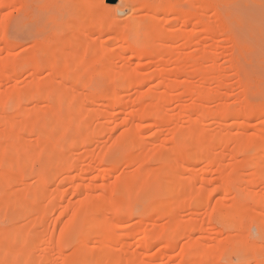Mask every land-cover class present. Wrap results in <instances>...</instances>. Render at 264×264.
Wrapping results in <instances>:
<instances>
[{"label": "rangeland", "instance_id": "1", "mask_svg": "<svg viewBox=\"0 0 264 264\" xmlns=\"http://www.w3.org/2000/svg\"><path fill=\"white\" fill-rule=\"evenodd\" d=\"M13 1L0 0V253L7 248L0 264H264V211L256 209L264 203V0H221L216 13L182 1L180 11L194 14L182 34L204 52L178 39L156 46L140 68L145 82L129 86L116 28L85 39L100 47L86 60L100 61L78 84L28 59L40 45L53 49L51 37L75 22L86 31L75 14L98 20L103 0H30L21 9ZM193 9L207 21L203 35L193 30H200ZM131 10L117 15L126 20ZM179 23L170 21L167 34ZM74 51L53 52L65 62ZM164 53L190 59L187 71L175 76V60L163 65ZM138 62L129 60V69ZM167 187L176 198L164 204ZM26 202L35 213L20 225ZM102 228L112 229L105 238ZM10 247L29 252L28 261L13 260Z\"/></svg>", "mask_w": 264, "mask_h": 264}, {"label": "bare ground", "instance_id": "2", "mask_svg": "<svg viewBox=\"0 0 264 264\" xmlns=\"http://www.w3.org/2000/svg\"><path fill=\"white\" fill-rule=\"evenodd\" d=\"M32 1V0H31ZM153 1V0H152ZM152 1L151 0H117L116 2H112L111 0H103V6L105 7V9H107L106 10V13H105V16H103L102 18H99L98 20H89V19H87V18H85V16H83V15H80L79 13H77V14H75V19H76V21L77 22H80V23H82V24H87L88 26H89V28L86 30V31H81L79 28H78V26H77V24L78 23H76L75 22V25L73 26V28H69V29H62V30H60L59 31V33L57 32V34L56 35H54L53 37H51V40H52V42H53V45L54 46H52V48L53 49H51V47H50V45L49 46H47V45H40V46H38L39 48H38V50L36 49V53H35V56H33V57H29L28 59H30V61H32V67L34 66V68L35 69H37V68H40V67H43V68H48V69H51L52 71H54L55 73H56V75H60V77L62 76V78L63 77H65L64 79H71V80H74V82H75V84L80 80V78H79V75L81 74V73H83L84 71H87V68H93V67H95L94 65L96 64V63H98V61H100V60H98L99 58V56L97 55H95V59L97 58V60L98 61H89V59H87L86 60V57H91V55H93V54H95L97 51H98V49L100 48L99 46H97L96 44H89L88 45V42H87V45H86V41H85V39H87V38H90V36L91 35H93V34H95V33H98L99 35H102V34H106V33H109V32H111L112 30H114L115 28L116 29H118L117 30V33L119 34V36H120V40L122 41V42H125V46H122L123 47V52H124V54H125V57H124V66H123V68H122V72H123V79H124V85L125 86H129V85H133V84H136V83H138V84H143L144 82H145V80H143V78L140 76L141 74H140V68L144 65V64H146V63H148L147 62V60L148 59H150L151 57H153L154 55H155V48H156V46H164V45H166V42H169V41H171L172 40V42H174L173 44H175V42H177V39L179 40V41H183V43H184V45L186 46V47H188L187 45H192L191 43H195V38H194V35H188V36H186V35H183L182 34V31H183V27L180 25V24H182L183 26L184 25H186V23L188 22V25H189V22H191L193 19H192V17L194 16V14L192 15L191 13H192V10H189V11H191V13L189 12V11H187V12H184V11H180V9H179V7H178V5L182 2V1H184V0H174L173 2H169V1H167V0H160L159 2H157V3H152ZM198 1V4L200 5L199 7H201V9H202V11L201 10H199L198 12H204L203 11V9H205V10H208L209 8H207V7H209V6H212V8L214 7V5L217 3V2H221V0H197ZM12 2V1H11ZM29 2H30V0H21L20 2H18L17 0H14L13 1V3H17L18 4V6L20 7V9L21 8H25V7H27V6H29ZM153 2H155V1H153ZM191 2H193V4H196V2H195V0H191L190 1V3ZM200 2V3H199ZM222 2H225V3H227L228 4V6H230L229 4H231L232 6L233 5H241L242 3H244V4H247L248 2L246 1V0H238V1H236V0H226V1H222ZM263 1H261L260 2V4L262 3ZM251 3H252V1H251ZM250 3V5H252ZM254 3H257V1L255 2L254 1ZM253 3V4H254ZM264 3V2H263ZM35 4V3H34ZM93 4L95 5L96 4V2L94 1L93 2ZM136 4H140V6L138 7V8H134V5H136ZM197 4V5H198ZM244 4H242V5H244ZM259 4V3H258ZM78 5V4H77ZM182 5V4H181ZM220 5V4H219ZM219 5H217V6H219ZM241 5V6H242ZM248 5H249V3H248ZM248 5H245V6H248ZM262 5V4H261ZM186 6V5H185ZM257 6H259V5H257ZM262 6H264V5H262ZM31 7V6H30ZM82 7H84L81 3H79V8L81 9ZM125 7H130V8H132V10H131V14L127 17V19L126 20H122V19H120L119 18V16L117 15V13H123L124 12V10H125ZM195 7V6H194ZM182 8H186V7H182ZM192 8V7H191ZM211 8V7H210ZM30 9V8H29ZM78 9V8H77ZM200 9V8H199ZM215 8H213V10H214ZM34 10H36V9H34ZM183 10V9H182ZM187 10V9H186ZM198 10V9H197ZM197 10H194L193 9V11L198 15V13H197ZM34 12V11H33ZM189 12V13H188ZM217 11L216 10H214V12L213 13H216ZM220 12V11H219ZM195 14V18H197L198 19V21H196V20H194V22H196L197 23V27H195V28H200V30H196V29H193L194 31H198V32H200L201 33V30H202V33H206L207 31H208V25H207V21H205L203 18H201V16L203 17V15H202V13L200 14L199 13V15L197 16ZM204 14V13H203ZM74 15V14H73ZM164 17V16H172V19L171 20H166L165 18L166 17H164V18H161V17ZM197 16V17H196ZM74 17V16H73ZM198 17H200L202 20H199V18ZM216 18H218L217 17V14H216ZM165 19V20H164ZM189 19H191V20H189ZM172 20H174V21H172ZM57 21V20H56ZM173 22V25L175 24V21H178V22H181V23H179V26L181 27V29L178 27V25H177V27L179 28V30H178V28H177V30L178 31H176L175 30V32L172 30V32H171V35H169V34H167V30L170 28V27H174L173 25L172 26H170L169 28H168V25H169V22ZM34 22V21H33ZM193 22V21H192ZM191 22V23H192ZM191 23H190V25H191ZM208 24H210V23H208ZM171 25V24H170ZM188 25H186V27L188 26ZM71 26V25H70ZM192 26V25H191ZM222 26V25H221ZM185 26H184V28L185 29H187ZM65 28H66V26H65ZM217 28H219V27H217ZM216 28V29H217ZM59 29V28H58ZM145 30L144 31V33L142 34V32H141V30ZM184 29V30H185ZM124 30H128V32H125ZM219 30H221V28H219ZM219 30H217V33H221L222 34V31L220 32ZM227 30V29H226ZM159 31H160V33H159ZM194 31L192 32V33H194ZM219 31V32H218ZM140 32H141V34H140ZM156 32H158V34H160L159 36H160V38H159V36H158V34L156 33ZM170 32V31H169ZM184 32V31H183ZM184 33H187V34H189L190 33V31L189 32H187V31H185ZM191 33V34H192ZM197 33V32H196ZM195 33V36L197 35V34H199V33H197L196 34ZM201 33V34H202ZM154 34H156L155 36H154ZM203 35V34H202ZM212 35V34H211ZM210 35V36H211ZM153 36V37H152ZM213 36V35H212ZM216 36V35H215ZM217 36H219V35H217ZM156 37H157V39H156ZM151 38H153V39H156V41L155 42H152L151 40ZM205 38V37H204ZM15 39V38H14ZM181 39V40H180ZM197 39V38H196ZM133 41V42H135L136 43V45H138V44H140V42H143V44L141 45L142 47H137L136 46V48L133 46V45H131L130 43H129V41ZM195 40V41H194ZM200 41V40H199ZM202 43V42H201ZM197 43H195L194 45H193V47L194 48H196L195 47V45H196ZM13 45V44H12ZM124 45V44H123ZM199 44H197L196 46H198ZM199 47V46H198ZM201 47V48H200ZM199 48V51L203 48L204 49V47H202V46H200ZM68 48H75V51L73 52V53H71V54H69V56L67 57V59H65V62H64V59L61 57V55H54V52L56 53H58L59 54V52H61V51H64V50H66V49H68ZM193 48V49H194ZM125 49V50H124ZM203 49L201 50V51H203ZM54 52H53V51ZM102 50H104V49H102ZM197 50V49H196ZM106 51V50H105ZM52 52V53H51ZM108 51H106L105 53H107ZM204 52V51H203ZM53 54V55H52ZM97 54H99V53H97ZM198 54H199V52H198ZM105 55H107V54H105ZM108 56V55H107ZM106 56V58H105V56H104V53H103V56L100 58V59H102L101 60V64L103 65V68H101L102 69V71L103 72H105V74H108V75H106L107 77L106 78H108V76H110L109 75V72L108 71H111L112 69V63L110 62V58H109V56L107 57ZM134 57H137L138 58V63H137V65H136V68H134V70H130L129 69V67H128V62H129V60H131L132 58H134ZM161 58H162V63H163V65H169L170 64V62H171V59L172 58H174V60H175V66H176V68H175V70L174 71H176V73H174V75L175 76H179V74L181 73V72H186L187 70H185V67H187L186 65H187V63H186V61H188V60H190V59H186V60H184L185 58H187V57H185L184 58V56L182 57V56H180V55H175L174 56V54H172V53H164L162 56H161ZM40 59H43V61L40 63ZM128 61V62H127ZM41 64V66H40V64ZM100 63V62H99ZM161 63V62H160ZM100 64V65H101ZM189 64H191V63H189ZM194 64V63H193ZM43 65V66H42ZM98 65V64H97ZM174 66V67H175ZM194 67H195V65H194ZM72 68H74L73 70H72ZM188 68H190V67H188ZM198 68V67H197ZM196 68V69H197ZM86 69V70H85ZM100 69V70H101ZM72 70V71H71ZM92 70V69H91ZM189 70H191V68L189 69ZM195 70V69H194ZM37 71V70H36ZM192 71V70H191ZM200 71V70H199ZM216 71V70H215ZM95 72V71H94ZM102 72V73H103ZM184 72V73H185ZM99 73H100V71H99ZM112 75H113V73L112 72H110ZM197 73V72H196ZM196 73H195V75H196ZM104 74V73H103ZM105 74H104V76H105ZM140 74V75H139ZM188 75H192V74H190V73H187ZM186 74V75H187ZM198 74H199V76L201 75H203V77H204V74H203V72L202 73H200V72H198ZM100 75V74H99ZM115 75H113V77H114ZM140 76V77H139ZM181 76V75H180ZM197 76V75H196ZM101 77V76H100ZM104 79V80H108L109 79V81L111 80L110 78H108V79ZM116 78V77H115ZM140 78H142V79H140ZM206 78V77H205ZM70 80V81H71ZM83 80V79H82ZM114 80H116V79H114ZM108 81V82H109ZM105 82H107V81H105ZM112 83V82H111ZM78 84V83H77ZM109 85V84H108ZM112 89V88H111ZM114 90V89H113ZM60 92H63V91H60ZM112 94H113V91L111 92ZM58 94V93H57ZM65 94V93H64ZM60 96V95H59ZM17 97V96H16ZM61 98V97H60ZM62 100H64V98L62 97L61 98ZM92 99V98H91ZM90 99V100H91ZM94 99H96V98H94ZM100 99V98H99ZM98 99V100H99ZM104 99V98H103ZM68 100V99H67ZM57 101H59V100H57ZM93 101H96V100H93ZM101 102V107H102V102L103 101H100ZM51 103H52V101H51ZM54 105H55V103H54ZM53 105V106H54ZM100 104H98V106H99ZM107 105V104H106ZM108 106V105H107ZM50 107H52V106H50ZM55 107H56V105H55ZM153 111V110H152ZM60 112V111H59ZM145 111H143V113H142V115L140 116V117H142V119L143 120H145V119H147V115L149 114L148 113V111H146L145 113H144ZM74 120V119H73ZM159 120L161 121L162 119L161 118H159ZM54 121V120H53ZM58 124V123H57ZM83 125V124H82ZM80 126V125H79ZM86 126V125H85ZM83 128V127H82ZM67 131V130H66ZM85 132V131H84ZM15 142V141H14ZM17 142L18 141H16L14 144H15V146L17 145ZM19 143V142H18ZM226 144V143H225ZM19 146V145H18ZM248 147H250V148H254L255 146H254V144L252 145H249ZM3 148V147H2ZM250 148H249V150H250ZM2 152V151H1ZM3 153V152H2ZM188 155V154H187ZM190 156H191V154H189ZM189 155H188V157H189ZM3 156H4V154H3ZM192 156H194V155H192ZM191 156V157H192ZM196 157V156H195ZM189 159L191 160V158L189 157ZM192 160H195V159H192ZM167 188H169V187H167ZM170 190H168V189H166L167 191H166V193L164 194V204H169V203H172V201L174 200V197L176 198V195H175V193L174 192H172V189L171 188H169ZM225 189H228V188H225ZM229 190V189H228ZM234 190V189H233ZM235 192H236V190H235ZM240 193V192H239ZM31 195V194H30ZM249 195V194H248ZM250 195H251V193H250ZM238 196V195H237ZM25 197H26V195H25ZM126 197V196H125ZM128 197V196H127ZM30 198V197H29ZM32 198V197H31ZM242 198V197H241ZM28 200V199H27ZM35 200V199H34ZM177 201V200H176ZM174 202V201H173ZM198 202V201H197ZM201 202V201H200ZM200 202H198L197 204H200ZM27 203V204H26ZM24 205L22 204V209H21V211H20V220H19V224L20 225H24L25 223H27L29 220H30V216H31V214L32 213H35L34 211H33V208H32V206L30 205V203H28V202H26ZM94 203H95V201H94ZM258 203V202H257ZM100 203L98 202V205H99ZM202 204V203H201ZM262 204H264L262 201H261V203H260V200H259V206L256 208L257 209V213L259 214L262 210L264 211V206L262 205ZM21 206V205H20ZM91 207V206H90ZM93 207V206H92ZM100 205L99 206H96V207H93V210H94V208H96V210L95 211H97L98 209L100 210ZM38 208V207H37ZM36 207H35V209H37ZM118 209H122V212H121V210H118L119 212H121V215H122V213H124V215L126 214V212H124L125 210L123 209V208H119V206L117 207ZM117 208L115 207V209H114V211H117ZM244 208H242V210H243ZM20 210V209H19ZM92 210V211H93ZM104 210V209H103ZM108 210V209H107ZM113 210V209H112ZM241 210V211H242ZM110 211V210H109ZM126 211H127V209H126ZM19 212V211H18ZM79 212V211H78ZM94 212V211H93ZM92 212V214H94ZM221 212V211H220ZM97 213V212H96ZM117 213V212H116ZM235 213V212H234ZM233 213V214H234ZM242 213V212H241ZM223 214V213H222ZM256 214V213H255ZM258 214H256L257 216H258ZM221 216H223V215H221L220 214V217ZM229 216V215H228ZM32 217V216H31ZM224 217H225V215H224ZM231 218V217H230ZM221 219V218H220ZM224 219V218H223ZM234 219V218H233ZM228 220H230L231 221V219H227L226 221H228ZM235 220V219H234ZM225 220H223V222H224ZM230 221H228V222H230ZM234 222V221H233ZM233 222L231 221V225H234V227H236L235 226V224H233ZM225 223V222H224ZM236 223V222H235ZM261 226H264V220L263 221H261ZM224 225H228L227 223L226 224H224ZM229 226V225H228ZM230 227V226H229ZM105 228V227H104ZM104 228H102V230H100L99 231V233H98V235L100 236L99 238H101V235H102V237L103 238H105L104 237V234H107V231L109 230V229H104ZM110 228V227H109ZM233 228V227H232ZM232 228H230V230L232 229ZM261 228V227H260ZM110 230H112V229H110ZM109 230V231H110ZM98 235H96L95 236V238H98ZM161 235V234H160ZM264 236V235H263ZM84 237H87V238H89V235L88 236H84ZM107 237V236H106ZM82 240H84V238H82L81 239V241ZM81 241H79V242H81ZM86 241V240H85ZM96 241V240H95ZM30 242H32V241H30ZM99 241H97V243H98ZM96 243V244H97ZM80 244V243H79ZM85 244H86V242H84V246H85ZM99 244H101V243H99ZM230 244V243H229ZM30 245H32V244H29L28 246H30ZM33 245H34V243H33ZM82 245V244H81ZM96 246V245H95ZM236 246V245H235ZM32 247V246H31ZM30 247V248H31ZM93 247H94V245H93ZM11 248V247H10ZM29 248V247H28ZM29 248V249H30ZM2 249V248H1ZM4 249V248H3ZM2 249V250H3ZM191 249H193V248H191ZM250 249V248H249ZM248 249V250H249ZM7 250V248L4 250V251H6ZM189 250H190V248H189ZM3 251V252H4ZM253 251V250H252ZM3 252H1L0 253V256H3ZM9 254H10V256H11V258L13 259V260H16V259H18V257H21V260H22V257H24V258H26V259H23L24 260V262H25V260L26 261H28L27 259L29 258V252L27 253L26 251H22V249L20 250L19 248H15V249H13V248H11L10 250L8 249V251H7ZM247 252V251H246ZM252 253V252H251ZM5 254V253H4ZM9 254H7V256L9 255ZM248 254V253H247ZM6 255V254H5ZM203 255V254H202ZM207 255H209V254H207ZM246 255V254H245ZM31 257V256H30ZM209 257H211L210 255H209ZM219 257V256H218ZM84 258V257H83ZM86 258V257H85ZM205 258V257H204ZM203 258V259H204ZM20 259V258H19ZM96 259V258H95ZM93 260V261H95V262H92L93 264H101L100 262H101V258H98L97 260ZM205 259H207V258H205ZM0 260H2L1 258H0ZM4 260H6V258L4 259ZM32 260V259H31ZM30 260V261H31ZM70 260V259H69ZM86 260H89V259H87L86 258ZM86 260L84 261L83 260V263L84 262H86ZM225 260V259H224ZM223 260V261H224ZM11 261V260H10ZM33 261V260H32ZM204 261H207V260H204ZM203 261V262H204ZM221 261V260H220ZM1 262V261H0ZM3 262V261H2ZM1 262V263H2ZM13 262V261H12ZM66 262H68V261H66ZM88 262V261H87ZM199 263V264H204V263ZM5 263V262H4ZM29 263V262H28ZM75 263V262H74ZM7 264V263H6ZM9 264H10V262H9ZM13 264V263H12ZM86 264V263H85ZM90 264V263H89ZM206 264V263H205Z\"/></svg>", "mask_w": 264, "mask_h": 264}]
</instances>
